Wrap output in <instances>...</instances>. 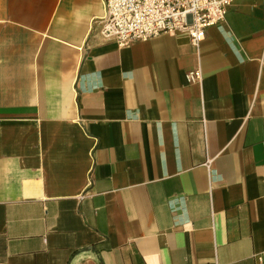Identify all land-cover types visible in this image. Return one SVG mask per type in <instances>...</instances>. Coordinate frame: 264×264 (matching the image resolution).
<instances>
[{"label":"crops","instance_id":"1","mask_svg":"<svg viewBox=\"0 0 264 264\" xmlns=\"http://www.w3.org/2000/svg\"><path fill=\"white\" fill-rule=\"evenodd\" d=\"M104 15L0 0V264H264V0L198 46Z\"/></svg>","mask_w":264,"mask_h":264},{"label":"built area","instance_id":"2","mask_svg":"<svg viewBox=\"0 0 264 264\" xmlns=\"http://www.w3.org/2000/svg\"><path fill=\"white\" fill-rule=\"evenodd\" d=\"M101 33L121 47L147 41L162 33L187 32L194 45L207 29L222 22L234 0H103ZM187 80L200 83L201 69L187 72Z\"/></svg>","mask_w":264,"mask_h":264}]
</instances>
